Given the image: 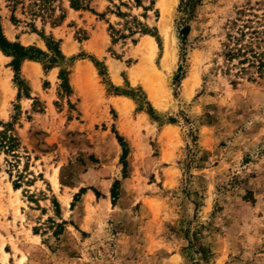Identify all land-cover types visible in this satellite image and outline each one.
<instances>
[{"label":"rangeland","instance_id":"1","mask_svg":"<svg viewBox=\"0 0 264 264\" xmlns=\"http://www.w3.org/2000/svg\"><path fill=\"white\" fill-rule=\"evenodd\" d=\"M259 17L264 0H0L8 41L72 58L15 75L0 51L18 141L0 151V264H264V73L224 56Z\"/></svg>","mask_w":264,"mask_h":264},{"label":"trees","instance_id":"2","mask_svg":"<svg viewBox=\"0 0 264 264\" xmlns=\"http://www.w3.org/2000/svg\"><path fill=\"white\" fill-rule=\"evenodd\" d=\"M73 7H77L84 0H70ZM261 20H264V17L256 18V20L246 19L242 24L243 29H239L238 36L234 37V45L226 46V51L224 56L227 60L237 59V62L242 65L243 71H254L261 75L264 73V46H261V43H264V24H261ZM244 28L249 31V40L243 42L246 32ZM187 26H183L179 33L183 36L186 34ZM45 46L48 52H45L34 46H23L18 42L8 41L2 34L0 28V51L12 58L11 66L15 75L19 69V63L25 59L35 60L43 64L44 68H48L54 64L59 63L60 61L66 60L65 57L59 50L58 43L53 40H47ZM259 47V48H258ZM260 50H257V49ZM72 58L67 59L66 61H71ZM94 65L97 66V61H93ZM246 66H243V65ZM176 76H180L177 74ZM59 78L62 81V86L66 85V71L60 70ZM17 138L6 132L5 130L0 131V151L4 153H11L15 151L17 146ZM20 174L17 176V182L14 183V187H18V182Z\"/></svg>","mask_w":264,"mask_h":264},{"label":"bare ground","instance_id":"3","mask_svg":"<svg viewBox=\"0 0 264 264\" xmlns=\"http://www.w3.org/2000/svg\"><path fill=\"white\" fill-rule=\"evenodd\" d=\"M140 48H141V52H142V55L145 56L146 58L149 56H153L154 54V51H155V42L154 40L149 37V36H145L144 39L142 40V42L139 44ZM2 56L1 52H0V57ZM168 56V52L165 53V58ZM168 59V58H167ZM146 60V59H144ZM148 63V62H147ZM150 63V62H149ZM90 68H92L91 65H89ZM139 67V66H138ZM137 67V68H138ZM140 68V67H139ZM142 68V66H141ZM85 70V69H84ZM131 79L133 82H135L138 78H139V72L138 74L137 73H131ZM113 80L114 82H118V78L116 76V70L113 71ZM144 86H145V89L147 90L148 92V95L150 97V99L152 100V102L159 106L161 103L159 102V99H158V94H157V90L155 89L154 86H152L149 82L147 81H144ZM118 108H120L121 106L117 105ZM121 109V108H120ZM17 192V190H15Z\"/></svg>","mask_w":264,"mask_h":264},{"label":"crops","instance_id":"4","mask_svg":"<svg viewBox=\"0 0 264 264\" xmlns=\"http://www.w3.org/2000/svg\"><path fill=\"white\" fill-rule=\"evenodd\" d=\"M122 102H127L126 99H120Z\"/></svg>","mask_w":264,"mask_h":264}]
</instances>
